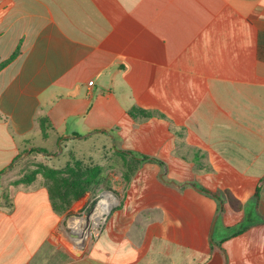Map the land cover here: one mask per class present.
Masks as SVG:
<instances>
[{"label":"crops","instance_id":"obj_1","mask_svg":"<svg viewBox=\"0 0 264 264\" xmlns=\"http://www.w3.org/2000/svg\"><path fill=\"white\" fill-rule=\"evenodd\" d=\"M38 134L159 160L82 254L9 177ZM0 264H264V0H0Z\"/></svg>","mask_w":264,"mask_h":264},{"label":"rangeland","instance_id":"obj_2","mask_svg":"<svg viewBox=\"0 0 264 264\" xmlns=\"http://www.w3.org/2000/svg\"><path fill=\"white\" fill-rule=\"evenodd\" d=\"M91 141H95V139ZM88 146L87 142L79 140L65 143L64 146H57L52 137L46 140L38 134L35 149L37 148L40 152L31 151L27 155H22L18 165L12 167L13 169H11L12 171L9 174V177L14 178V182L12 183L18 185L23 184L20 183L22 179L35 173V181L38 184L54 189L56 180L66 176L69 171L68 169L75 167V162L77 161L84 166H104V186L95 194L87 193L84 197L85 199L75 200L74 196H70L66 201H62L57 196L56 189H54L57 196L56 204L58 212L69 224L66 230L63 229L59 232V237L70 250L72 256L85 252L89 243L95 238L97 226H95L96 222H93V220L96 218L99 202L107 195L109 197L113 195L118 199V187H114V184L117 183L116 178L121 177V169L118 168V162L113 161L112 148L108 146L106 152L104 150L88 151L86 150ZM49 169L64 172L63 174H52L48 171Z\"/></svg>","mask_w":264,"mask_h":264},{"label":"trees","instance_id":"obj_3","mask_svg":"<svg viewBox=\"0 0 264 264\" xmlns=\"http://www.w3.org/2000/svg\"><path fill=\"white\" fill-rule=\"evenodd\" d=\"M15 57V55H14ZM154 113L140 109L133 108L129 111L128 115L133 118L140 117L142 119H149L153 116ZM41 124L44 128L48 127V122L45 118L41 120ZM33 152L39 153L40 151L37 149H33ZM115 157H119L124 163H131L132 166H126V172L124 174V178L128 181L130 180L135 173L138 171V164L141 161L144 162H159L157 159H150L141 154L135 153H126L119 151L114 155ZM75 167H71L68 169V173L66 176L61 177L56 180L54 189H56L57 196L60 200L66 201L70 196H74L75 200H81L85 197L87 193L95 194L101 187L104 186L105 182V173L103 165H95V166H84L80 162H75ZM52 174H63L64 171H58L49 169L48 170ZM35 181V173H32L30 176L22 179L20 183L25 185H30ZM54 189L48 187V191L52 197V203L54 205V209L58 210L56 204V194ZM261 185L258 186V189L255 194L256 200L260 198Z\"/></svg>","mask_w":264,"mask_h":264},{"label":"bare ground","instance_id":"obj_4","mask_svg":"<svg viewBox=\"0 0 264 264\" xmlns=\"http://www.w3.org/2000/svg\"><path fill=\"white\" fill-rule=\"evenodd\" d=\"M113 205H115V201L111 199V196L109 197L108 195L100 202V205L97 210L98 212L96 214V218H97V221H99V223H100L101 217L104 214L108 213Z\"/></svg>","mask_w":264,"mask_h":264},{"label":"built area","instance_id":"obj_5","mask_svg":"<svg viewBox=\"0 0 264 264\" xmlns=\"http://www.w3.org/2000/svg\"><path fill=\"white\" fill-rule=\"evenodd\" d=\"M107 194V193H106ZM105 194V195H106ZM110 194V193H109ZM105 197V196H104ZM116 199V198H115ZM117 200V199H116ZM102 201V200H101ZM100 201V202H101ZM100 202H99V205H100ZM99 205H98V207H99ZM98 207H97V209H98ZM115 207V205H113L112 207H111V209L109 210V212L108 213H106V214H104L102 217H101V219H100V223L98 224V225H95V226H97V229L95 230L97 233H95V236H97L98 234H99V232L101 231V228L103 227V225H104V223H105V221H106V219H107V217H108V215L111 213V211H112V209ZM97 211V210H96ZM93 222H95V220H93ZM99 228V229H98Z\"/></svg>","mask_w":264,"mask_h":264}]
</instances>
